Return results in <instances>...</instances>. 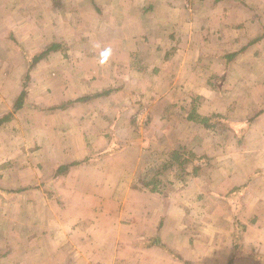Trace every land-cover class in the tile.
I'll list each match as a JSON object with an SVG mask.
<instances>
[{
	"label": "crops",
	"instance_id": "0c3cea01",
	"mask_svg": "<svg viewBox=\"0 0 264 264\" xmlns=\"http://www.w3.org/2000/svg\"><path fill=\"white\" fill-rule=\"evenodd\" d=\"M0 120V264H264V0H0Z\"/></svg>",
	"mask_w": 264,
	"mask_h": 264
},
{
	"label": "trees",
	"instance_id": "16d2710c",
	"mask_svg": "<svg viewBox=\"0 0 264 264\" xmlns=\"http://www.w3.org/2000/svg\"><path fill=\"white\" fill-rule=\"evenodd\" d=\"M58 48L56 47V46H51L46 52L47 53H49V52H51L52 50H57ZM42 57V55L41 56H36V57H34V61L36 62V61H38V59L39 58H41ZM229 57H231V55H229ZM200 117V116H199ZM218 118V117H217ZM8 119V118H7ZM198 119H200L201 120V122H202V124L203 125H205L206 127H210V128H213V127H215V126H213L211 123H210V119L209 118H207V117H200V118H196V117H194V116H192V115H190L189 116V120H192V121H194V122H196V121H198ZM2 122V120H0V123ZM183 151H184V149L183 148H181L179 151H173L172 153H171V159L172 160H174V162L175 163H178L179 164V167H181V168H184V166L189 162V158H185L184 157V154H183ZM190 155H192V154H190ZM79 163H74V164H71V165H78ZM69 167H70V165H68V166H62V167H60L59 169H58V173L60 174V173H64V172H66V171H68L69 170ZM171 167H174V164L171 166Z\"/></svg>",
	"mask_w": 264,
	"mask_h": 264
},
{
	"label": "rangeland",
	"instance_id": "374dc122",
	"mask_svg": "<svg viewBox=\"0 0 264 264\" xmlns=\"http://www.w3.org/2000/svg\"><path fill=\"white\" fill-rule=\"evenodd\" d=\"M228 120H229V118H227V120H225V123H227L228 124ZM184 176V175H183ZM171 178H174V179H176L177 181H180L181 183H186L187 182V178H181V173L179 172V169H170L169 170V192L170 191H172L173 190V187L170 185L171 184V181H170V179ZM243 194H241L240 196L242 197V198H244V192H242ZM240 206H237L236 207V209H235V215H241L242 214V211H243V209H244V206H243V204L240 202V203H238Z\"/></svg>",
	"mask_w": 264,
	"mask_h": 264
}]
</instances>
